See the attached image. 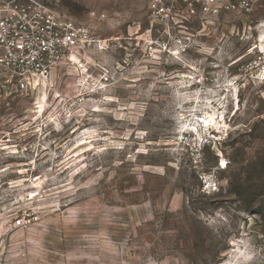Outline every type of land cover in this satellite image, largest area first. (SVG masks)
<instances>
[{
	"label": "rangeland",
	"instance_id": "rangeland-1",
	"mask_svg": "<svg viewBox=\"0 0 264 264\" xmlns=\"http://www.w3.org/2000/svg\"><path fill=\"white\" fill-rule=\"evenodd\" d=\"M41 1L89 38L0 65V264H264V0Z\"/></svg>",
	"mask_w": 264,
	"mask_h": 264
},
{
	"label": "built area",
	"instance_id": "built-area-1",
	"mask_svg": "<svg viewBox=\"0 0 264 264\" xmlns=\"http://www.w3.org/2000/svg\"><path fill=\"white\" fill-rule=\"evenodd\" d=\"M253 0H150V18H172L176 5L186 15L205 19L222 10L249 9ZM89 38V27L62 16L41 0H0V65L27 88L35 76L48 77L73 46ZM17 220V224H20Z\"/></svg>",
	"mask_w": 264,
	"mask_h": 264
},
{
	"label": "bare ground",
	"instance_id": "bare-ground-1",
	"mask_svg": "<svg viewBox=\"0 0 264 264\" xmlns=\"http://www.w3.org/2000/svg\"><path fill=\"white\" fill-rule=\"evenodd\" d=\"M71 57L74 58V59H76V57H75L74 55H71ZM35 77H38V76H35ZM39 78H40V77H39ZM33 81H34V78H33ZM36 81H37V80H36ZM203 121H204V119H203ZM204 122L206 123V126H207V125H208V123H207L208 121L205 119Z\"/></svg>",
	"mask_w": 264,
	"mask_h": 264
}]
</instances>
